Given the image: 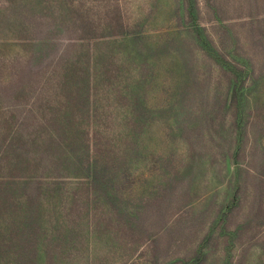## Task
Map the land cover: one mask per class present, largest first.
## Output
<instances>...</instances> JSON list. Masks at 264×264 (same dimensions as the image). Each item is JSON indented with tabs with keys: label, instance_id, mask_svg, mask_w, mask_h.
I'll use <instances>...</instances> for the list:
<instances>
[{
	"label": "rangeland",
	"instance_id": "1",
	"mask_svg": "<svg viewBox=\"0 0 264 264\" xmlns=\"http://www.w3.org/2000/svg\"><path fill=\"white\" fill-rule=\"evenodd\" d=\"M0 264H264V0H0Z\"/></svg>",
	"mask_w": 264,
	"mask_h": 264
},
{
	"label": "trees",
	"instance_id": "2",
	"mask_svg": "<svg viewBox=\"0 0 264 264\" xmlns=\"http://www.w3.org/2000/svg\"><path fill=\"white\" fill-rule=\"evenodd\" d=\"M185 2L188 4V6H189V10L191 9V7H192V2H193V0H185ZM190 14H191V11H190ZM45 41H48V39H46ZM203 47H204V49H206L207 48V46H206V44L205 43H203ZM215 58H216V60L217 61H219L218 59H217V57H219V54H214L213 55ZM221 61V60H220ZM222 66L223 67H225L226 65H225V60H224V62L222 63ZM236 75H237V77H238V79H239V83L238 84H236V85H234L233 86V91H232V93H233V98H236L237 97V95L238 94H240V92H239V89L241 88V86H242V80H241V76H242V74H240V73H236ZM240 83H241V85H240ZM88 170H89V172L87 173V176L88 177H91L92 175H91V173H90V169H89V167H88ZM94 170H95V168H94ZM91 178H93V176L91 177Z\"/></svg>",
	"mask_w": 264,
	"mask_h": 264
}]
</instances>
